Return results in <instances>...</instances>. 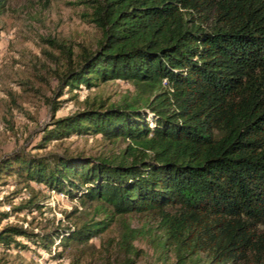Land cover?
Listing matches in <instances>:
<instances>
[{"label": "trees", "instance_id": "obj_1", "mask_svg": "<svg viewBox=\"0 0 264 264\" xmlns=\"http://www.w3.org/2000/svg\"><path fill=\"white\" fill-rule=\"evenodd\" d=\"M78 5L101 39L78 55L63 50L57 92L48 101L52 122L38 148L73 136L125 146L97 157L17 152L1 160L0 180L16 176L28 188L65 194L101 219L75 227L60 220L36 233L2 225L11 215L3 212L0 246L31 245L52 255L54 247L88 246L119 217L153 215L158 247L177 264H264V0ZM112 82L132 84L134 96L112 105L86 100L83 109L57 117L64 101L56 100L65 92ZM42 204L33 195L14 211L42 213ZM140 234L125 228L116 264H137Z\"/></svg>", "mask_w": 264, "mask_h": 264}, {"label": "rangeland", "instance_id": "obj_2", "mask_svg": "<svg viewBox=\"0 0 264 264\" xmlns=\"http://www.w3.org/2000/svg\"><path fill=\"white\" fill-rule=\"evenodd\" d=\"M0 2L4 3L0 8V161L17 152L44 156L70 151L97 157L120 151L124 143L112 145L101 136H73L64 142L50 143L44 150L38 148L43 132L52 122L48 101L57 92L56 72L64 68L63 50L71 48L78 55L82 47L95 50L101 39V32L83 18L85 8L78 5V0ZM134 91L132 84L112 82L92 90L65 92V96L56 100L64 101L57 117L83 109L86 100L120 104L123 99L132 98ZM33 195H38L43 203L42 213L14 211ZM76 210L79 212L68 221L66 216ZM3 212L11 215L2 225H22L36 233L57 226L60 220L63 226L75 227V224L101 219L92 207L81 206V201L51 193L44 186L33 184L28 188L16 176L0 180V213ZM126 227L142 233L134 242L141 251L137 264H177L172 253L162 252L158 247L154 216L137 214L117 218L107 232L88 246L54 247L52 255L31 245L26 251L0 246V264H107V261L116 264L118 243ZM19 240L27 243L25 239ZM55 253L63 255L54 258Z\"/></svg>", "mask_w": 264, "mask_h": 264}]
</instances>
